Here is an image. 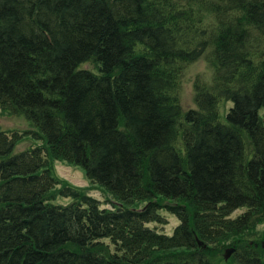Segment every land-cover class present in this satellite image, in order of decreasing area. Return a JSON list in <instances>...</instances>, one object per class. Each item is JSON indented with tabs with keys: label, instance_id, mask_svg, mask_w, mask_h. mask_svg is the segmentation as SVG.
<instances>
[{
	"label": "trees",
	"instance_id": "obj_1",
	"mask_svg": "<svg viewBox=\"0 0 264 264\" xmlns=\"http://www.w3.org/2000/svg\"><path fill=\"white\" fill-rule=\"evenodd\" d=\"M201 57L212 75L184 110L181 74ZM0 109L43 142L14 154L0 130V264H264V230L237 238L264 224V0H0ZM60 186L66 206L50 202Z\"/></svg>",
	"mask_w": 264,
	"mask_h": 264
},
{
	"label": "rangeland",
	"instance_id": "obj_2",
	"mask_svg": "<svg viewBox=\"0 0 264 264\" xmlns=\"http://www.w3.org/2000/svg\"><path fill=\"white\" fill-rule=\"evenodd\" d=\"M83 69L94 70V66L91 63H86L81 66ZM212 75V71L208 68L207 63L204 58L198 59L196 62L186 65L182 71L181 78L179 81V87L177 90V97L179 104L182 109L187 110L194 108V88L193 85L195 81L201 80L205 81L209 79ZM229 102H221L218 105L219 114L224 120L225 110L230 106ZM0 130L7 133L8 136L16 133L19 136L18 141L14 146L13 153H18L23 150H28L34 147L41 146L43 144L40 140L39 131L31 126V124L23 116H11L2 112L0 109ZM53 174L54 176L62 181L63 185H66L72 191H77L93 200L98 202L100 209L113 210L115 208V201L112 196L103 190L100 186L92 183L85 175L84 170L81 167L73 166L66 164L61 161L53 160ZM63 187V186H62ZM61 186L52 192V201L53 205L66 206L70 204L73 199L72 197H64L61 192ZM62 193V194H61ZM143 206V205H141ZM145 208V207H144ZM246 211L245 208L237 209L231 214V218H235ZM160 219L156 226L159 227L160 232L167 234L168 236L172 234L173 229L178 224L177 218L170 214L167 210H159ZM152 225V224H151ZM153 226V225H152ZM264 230V224L257 223L254 225V228L251 233L244 232V234L239 235V239L243 241H250L257 237ZM242 236V237H240ZM233 241H236V236L230 237L227 240H224L223 246H219V252L217 253L219 258H223L224 252L227 249L234 248ZM261 242V241H260ZM260 248L264 251V242H261ZM223 249V250H222ZM222 250V251H221ZM225 261V260H224ZM227 261V260H226Z\"/></svg>",
	"mask_w": 264,
	"mask_h": 264
},
{
	"label": "water",
	"instance_id": "obj_3",
	"mask_svg": "<svg viewBox=\"0 0 264 264\" xmlns=\"http://www.w3.org/2000/svg\"><path fill=\"white\" fill-rule=\"evenodd\" d=\"M234 252V249L233 248H230V249H226L225 252H224V259L227 260L231 254Z\"/></svg>",
	"mask_w": 264,
	"mask_h": 264
}]
</instances>
